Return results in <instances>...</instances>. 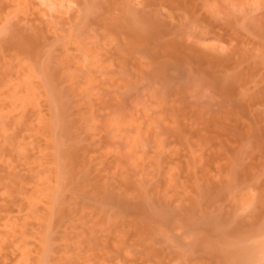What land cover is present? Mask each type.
Returning <instances> with one entry per match:
<instances>
[{
    "label": "rangeland",
    "instance_id": "rangeland-1",
    "mask_svg": "<svg viewBox=\"0 0 264 264\" xmlns=\"http://www.w3.org/2000/svg\"><path fill=\"white\" fill-rule=\"evenodd\" d=\"M260 240L264 0H0V264H252Z\"/></svg>",
    "mask_w": 264,
    "mask_h": 264
},
{
    "label": "bare ground",
    "instance_id": "bare-ground-1",
    "mask_svg": "<svg viewBox=\"0 0 264 264\" xmlns=\"http://www.w3.org/2000/svg\"><path fill=\"white\" fill-rule=\"evenodd\" d=\"M53 192L52 191H50L48 194H49V196L51 197V201L49 200V202H50V204L52 203L53 204V202H56V201H53L52 202V200H55V199H53V195L54 194H52ZM50 197H47V198H50ZM30 200V199H29ZM28 200V201H29ZM48 200V199H47ZM49 204V203H48ZM54 204H56V203H54ZM49 206V205H48ZM50 206H52V205H50ZM57 206V205H56ZM50 207H48V209H49ZM56 208V207H55ZM54 208V209H55ZM57 208H58V206H57ZM46 209V208H45ZM51 209V208H50ZM60 209V208H59ZM65 209V208H64ZM47 210V209H46ZM57 210V209H56ZM63 210V209H62ZM59 211V210H58ZM56 212L57 214L58 213H60V211L59 212ZM65 211H67L66 209L63 211V212H65ZM47 214H45L44 216H42V218L46 221V222H50V219H51V221H52V210H48V212H46ZM55 213V210H54V212H53V214ZM55 213V214H56ZM57 214H56V216H57ZM60 214H62V213H60ZM59 214V216L61 217V215ZM59 216H57V217H59ZM41 217V216H40ZM39 217V218H40ZM43 219H41V220H43ZM163 220H164V217L162 218ZM44 221V222H45ZM44 222H41V223H44ZM40 223V224H41ZM51 223V222H50ZM46 236L48 237V235L46 234L45 235V233L42 235L41 234V236H39L38 238L41 240H39V242H42V243H40L39 244V250L40 251H43V252H45V246H44V243H45V240H46ZM262 238V237H261ZM48 239V238H47ZM47 242V241H46ZM46 245V244H45ZM48 246V245H47ZM46 246V247H47ZM238 248H239V246H238ZM236 247H235V251H236ZM47 250H48V247H47ZM29 251H23V253L22 254H24L25 256H26V253H28ZM237 252H239V251H237ZM242 252L243 253H245L246 255H248L250 258L252 257V259H250V262L252 263V264H254L255 262H257L258 260H260V262H261V259L260 258H262V257H264V240H260V241H257V242H255V243H253L252 245H250V246H248L247 248H246V250H245V252H244V250H242ZM42 253V252H41ZM41 253H39V254H41ZM47 253V252H46ZM29 254V253H28ZM27 254V255H28ZM48 254V253H47ZM236 254V252L234 253V255ZM244 254V255H245ZM44 255V254H43ZM46 255V254H45ZM241 255H243L242 253H241V251H240V255L239 256H241ZM38 256H40V255H38ZM41 256H42V254H41ZM35 257V258H33L35 261H36V263H33V264H44V260H46V257L44 258V260H43V257ZM228 256V255H227ZM236 256V255H235ZM237 257V256H236ZM242 257V256H241ZM249 257H248V259H249ZM235 258V257H234ZM237 259H238V257H237ZM239 259H240V257H239ZM239 259L236 261V262H233L232 264H240V262H239ZM252 260V261H251ZM263 260V259H262ZM259 262V261H258ZM259 262V263H260Z\"/></svg>",
    "mask_w": 264,
    "mask_h": 264
}]
</instances>
